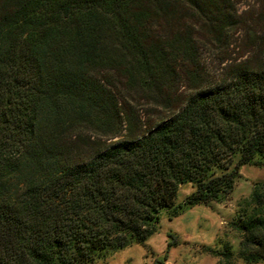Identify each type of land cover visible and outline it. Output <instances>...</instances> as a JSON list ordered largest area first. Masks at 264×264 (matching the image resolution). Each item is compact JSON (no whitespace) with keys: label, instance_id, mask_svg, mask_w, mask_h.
Masks as SVG:
<instances>
[{"label":"trees","instance_id":"16d2710c","mask_svg":"<svg viewBox=\"0 0 264 264\" xmlns=\"http://www.w3.org/2000/svg\"><path fill=\"white\" fill-rule=\"evenodd\" d=\"M235 44L218 78L202 74L205 48ZM244 164H264V0H0V264L144 244ZM263 206L241 225L260 264Z\"/></svg>","mask_w":264,"mask_h":264},{"label":"rangeland","instance_id":"374dc122","mask_svg":"<svg viewBox=\"0 0 264 264\" xmlns=\"http://www.w3.org/2000/svg\"><path fill=\"white\" fill-rule=\"evenodd\" d=\"M237 45L224 50L205 48L201 54L202 74L210 80L218 78L227 61L237 56ZM181 87L178 94L183 96L186 92ZM130 103L143 120L160 118V109L146 99L135 96ZM194 189L191 181L180 185L177 201H184ZM256 189L264 190V164H244L232 190L219 200L189 205L173 218L164 212L157 232L144 244L111 252L95 264H260L247 260L241 247V225L263 206L253 200Z\"/></svg>","mask_w":264,"mask_h":264},{"label":"crops","instance_id":"0c3cea01","mask_svg":"<svg viewBox=\"0 0 264 264\" xmlns=\"http://www.w3.org/2000/svg\"><path fill=\"white\" fill-rule=\"evenodd\" d=\"M168 262H165V263H163V264H167Z\"/></svg>","mask_w":264,"mask_h":264}]
</instances>
